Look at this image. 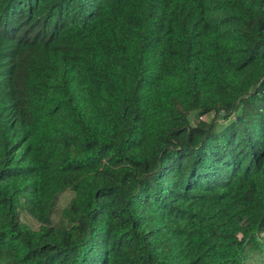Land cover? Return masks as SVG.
<instances>
[{
  "label": "trees",
  "instance_id": "trees-1",
  "mask_svg": "<svg viewBox=\"0 0 264 264\" xmlns=\"http://www.w3.org/2000/svg\"><path fill=\"white\" fill-rule=\"evenodd\" d=\"M0 264H264V0H0Z\"/></svg>",
  "mask_w": 264,
  "mask_h": 264
}]
</instances>
